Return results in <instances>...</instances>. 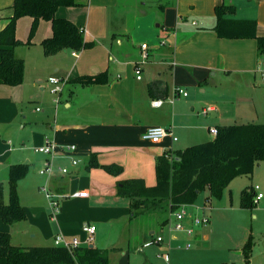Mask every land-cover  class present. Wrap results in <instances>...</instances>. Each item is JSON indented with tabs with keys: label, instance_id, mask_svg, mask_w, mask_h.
<instances>
[{
	"label": "crops",
	"instance_id": "0c3cea01",
	"mask_svg": "<svg viewBox=\"0 0 264 264\" xmlns=\"http://www.w3.org/2000/svg\"><path fill=\"white\" fill-rule=\"evenodd\" d=\"M157 1L76 0L78 6L60 7L56 16L74 23L84 32L85 41L93 43L75 55L69 49L45 54L42 42L53 36L51 22L40 21L30 38L33 19L18 20L16 36L25 44L14 51L25 62V78L18 86L0 83V184L7 185L11 166L31 164V149L42 155L45 163L49 156L37 149L47 140L57 146L53 155L55 165L66 167L69 172L57 173L49 180L51 191L65 199L56 216L52 217L45 200L31 194V207L23 205L20 198L27 221L10 226L0 220V232L10 233L14 245H53L57 235L77 238L85 245L82 227L94 225L96 233L102 228L106 234L93 247L118 252L119 257L110 256L112 264L116 260L119 261L115 264H141L138 259L144 264H173L172 242L177 238L170 235L169 228L166 231L172 215L165 213L161 217L158 210L132 218L130 200L118 195V184L138 179L146 187H155L156 167L164 153L184 150L188 144L204 140L212 128L220 127L207 126L199 115L178 113L177 109L188 103L193 111L200 107L205 118L211 115V121L221 124L233 113L235 118L244 117L240 112L251 120L260 117L256 106L249 102L235 106L233 113L227 112L230 98L225 91L220 98L228 104L219 108H205L206 103L199 97L179 104L176 102L188 95L173 101L171 98L180 87L201 88L212 77L237 88L261 89L257 40L221 39L213 28L217 23L216 7L228 4L236 9L228 18L256 20L258 35L264 37V0H162L164 9L155 5ZM13 3L14 0H0V31L12 16ZM171 13L176 14L174 23ZM143 44L148 46L145 63ZM137 65L142 70L141 79L136 74ZM102 74L107 80L105 84L81 86L73 82L79 77ZM51 78L65 82L61 94L51 92ZM37 100L40 106H33ZM157 100H162V104L156 107L153 102ZM205 110L208 112L204 113ZM180 117L186 118L181 119L184 124L176 125ZM153 127L173 130L177 141L171 137L157 144L143 140V134ZM181 129L189 132L185 140L178 135ZM71 146L76 149L72 151ZM92 157L97 167L90 165ZM73 158L81 159L78 166L72 164ZM111 165L120 166L121 173L107 171L105 167ZM24 179L18 189L24 185ZM77 192H86L87 196L75 197ZM151 214L155 218H150ZM27 232L33 239L38 237V245L23 239L13 241L14 236ZM158 235L164 237L163 243L144 246ZM154 248L160 260L152 258V251L145 252Z\"/></svg>",
	"mask_w": 264,
	"mask_h": 264
},
{
	"label": "trees",
	"instance_id": "16d2710c",
	"mask_svg": "<svg viewBox=\"0 0 264 264\" xmlns=\"http://www.w3.org/2000/svg\"><path fill=\"white\" fill-rule=\"evenodd\" d=\"M162 0L155 5L164 9ZM78 6L76 0H14L12 16L0 31V83L18 86L24 82L25 62L15 55V48L25 43L16 36L17 22L22 17L33 19L30 30L32 38L40 21L51 22L53 36L42 42L46 55L63 50L79 53L93 43H87L84 32L69 20L58 18L60 7ZM217 23L213 31L221 39H256L259 57L264 56V37L258 35V23L251 19L228 18L236 13L233 5L223 4L215 9ZM105 75L79 77L73 82L81 86L105 84ZM157 84H155V87ZM264 162V124L234 123L218 128L217 136L209 142L178 151H167L160 157L156 167L157 185L146 187L142 180L132 179L118 184V195L130 200L133 216L160 210L170 215L182 207L193 204L198 196L208 191L213 198H221L232 180L241 176H252L254 167ZM92 167L98 164L92 157ZM110 173L119 174L117 165L105 167ZM26 164L10 168L7 185L0 184V220L7 225L27 221V214L20 203L18 186L28 174ZM254 188L243 190L240 204L252 209L257 201ZM209 201V198H207ZM170 221V220H169ZM168 222V219L167 221ZM112 249H101L82 245L68 250L53 245L17 246L11 234L0 232V264H112ZM244 253L250 255L252 241L246 244Z\"/></svg>",
	"mask_w": 264,
	"mask_h": 264
},
{
	"label": "rangeland",
	"instance_id": "374dc122",
	"mask_svg": "<svg viewBox=\"0 0 264 264\" xmlns=\"http://www.w3.org/2000/svg\"><path fill=\"white\" fill-rule=\"evenodd\" d=\"M170 20L173 23L175 22V13L170 14ZM257 74L261 79L260 74L258 72ZM260 85L261 89L264 90V83L260 82ZM179 89L186 92L188 98L182 99L176 102V104H179L181 101L184 102V100L191 102L195 97H199L203 99L204 103H206L205 108L210 106L219 108L220 106H225L226 103L228 104V102L222 101L220 98L221 92L225 91L228 92L227 94L230 98L227 112L233 113V108L235 106L240 104L245 105L249 102L256 106L260 116L255 120H251L244 112H240L244 117L237 116L236 118L233 113L227 122L221 124L220 122L217 123L216 121H211V115L208 118H205V116L201 114L202 109L200 107L193 111L190 103L183 107V109H177L178 113L180 111H185L190 116L199 115L202 120H206L207 126H215V124H217L221 127V125L225 126L234 123H248L249 121L264 124V117H262V114L264 113V111L262 113V108L264 109V99L262 98L261 89L251 90L248 87L243 86L237 88L232 83L222 82L219 77H212V79L208 80V84L203 85L201 88L196 86L193 90H190L188 87H180ZM203 89H206V91L203 92ZM51 96H53V94H51ZM233 97L237 100H233ZM39 102L40 101L38 100L34 101L33 106H40ZM181 119L186 118L180 117L177 120L176 125L184 124ZM191 121L192 123H195L194 119ZM175 127H177V130H180L178 126ZM188 134L186 130L183 131L182 129L178 132V135L182 140H185ZM214 138L215 136L213 134L207 132V137L204 140L192 144L190 143L185 147L189 148L196 144L206 143L212 141ZM30 157L31 164H28L29 171L24 179V185H20L18 189L19 199H22L23 205L31 207L30 203L33 200L31 194H37L38 197H41L47 202L52 215V208L46 198L45 192L42 190V187L47 182V178L39 174L40 169L44 165V162H42V155L39 153L37 154L35 150L31 149ZM25 163L26 162H24V164ZM256 186L260 188L259 193L263 194V199L259 200L252 209L242 208L240 200L243 190L247 188H255ZM51 193H54L53 190ZM256 197L257 196L255 195V200ZM207 198H209V201H207ZM64 201L65 199L60 200V209ZM178 212H185V217L181 222V225L186 231L192 230V234L189 235L185 231L173 233V236L177 238L172 242V249L175 248L171 253L173 264H195L202 261L207 262V264H264V162L261 161L255 165L252 176H241L232 180L221 198L211 197L206 190L198 196L193 204L182 207ZM164 214L165 213L162 212L160 216L162 217ZM155 216L156 215L151 214L150 218L153 219ZM203 217H207L209 222L196 225L194 221L196 219H202ZM79 223L82 225L83 221L80 220ZM170 223L171 225L176 223L175 214L171 216L170 222L166 225V231H168ZM103 234L106 233L101 228V230L96 233L91 245L99 244V238ZM165 236L167 235L165 234ZM20 239H23L22 241H25V243L36 245H38L37 243L39 240L38 237L33 239L29 232L24 233L19 237L14 236L13 241L19 242ZM249 239L252 241V250L250 251V255L246 256L244 249L249 242ZM123 243L124 242L122 241V244ZM148 251L153 252L152 258L159 259V252L156 248L145 250V252ZM111 255V258L119 257L118 252L112 253ZM130 257L133 259V254H131ZM118 261L119 260H116V262L113 261V263H118ZM138 262L144 264L141 259H138Z\"/></svg>",
	"mask_w": 264,
	"mask_h": 264
},
{
	"label": "built area",
	"instance_id": "2783aa9c",
	"mask_svg": "<svg viewBox=\"0 0 264 264\" xmlns=\"http://www.w3.org/2000/svg\"><path fill=\"white\" fill-rule=\"evenodd\" d=\"M147 48H148L147 44L142 45V50H143L142 63H145L147 58H148ZM75 54L76 53H74V55ZM135 69H136V74L138 76V79H141V75H142L141 67L139 65H137ZM257 72L260 74L261 80L264 83V56L260 57L259 64L257 67ZM49 83L51 85V92L54 95L61 94V92L63 91L64 86H65L64 81H62L58 78H51ZM187 95L188 94L186 92H183L181 89H177L175 91V95L171 98V101H173L176 97H179V96L186 97ZM55 102L58 103L59 98L56 99ZM161 104H162V100H157V101L153 102V105L156 107L160 106ZM38 110H40V109H38ZM208 110H213V109L209 108ZM208 110H205L204 113H207ZM210 131L215 137L217 136V134H218L217 128H212ZM167 137H171L173 141H177V137L174 136L173 130L166 129L163 127L149 128L142 136L143 140L149 141V142L155 143V144L162 142ZM56 149H57L56 144L50 140H47V142L43 146H41L37 149L40 153H43V154H46L47 156H49V159L46 160L43 167L40 169L39 173L42 176L47 178V183L42 187V190L45 192L46 198L49 201L50 206L52 208V217L56 216V214H58V212L60 211L59 204H60V200L62 199L63 196L55 194V193H51V189L49 187V180L53 176H55L57 173L62 174V175H66L69 172L68 168L57 167L55 165V163L53 162V155L56 152ZM69 149L74 151L76 149V147L71 146V147H69ZM80 162H81L80 158H73L72 159V164L74 166H78L80 164ZM254 189L257 193L256 201L259 199H262L263 194L258 193L260 188L258 186H256ZM74 196L75 197H86L87 193L86 192H77L76 194H74ZM175 216H176V223L173 225H171V223H170V225H169L170 235H172V233L179 232V231H185L189 235H191L192 230L186 231V230H184L183 226L181 225V222L184 220V217H185V212H176ZM194 222L196 225L206 224L209 222V219L207 217H203L202 219H196ZM96 230H97V228L94 225H84L82 227V231L86 235V240L84 242L85 245H90L94 241ZM163 242H164V237L162 235H158L157 237H155L150 242H147L144 246L150 247V246L154 245L155 243H163ZM54 244L56 246H61V247L67 248L68 250H72L73 248L82 246L83 242H81L77 238L69 239L63 235H57L54 239ZM188 247H189V245H188Z\"/></svg>",
	"mask_w": 264,
	"mask_h": 264
},
{
	"label": "water",
	"instance_id": "95a60500",
	"mask_svg": "<svg viewBox=\"0 0 264 264\" xmlns=\"http://www.w3.org/2000/svg\"><path fill=\"white\" fill-rule=\"evenodd\" d=\"M90 247L92 248V247H93V245H90Z\"/></svg>",
	"mask_w": 264,
	"mask_h": 264
}]
</instances>
